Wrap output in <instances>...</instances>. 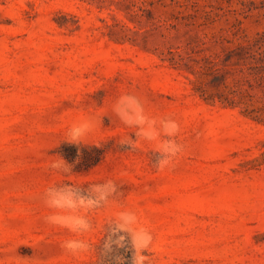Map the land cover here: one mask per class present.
<instances>
[{
    "label": "rangeland",
    "instance_id": "rangeland-1",
    "mask_svg": "<svg viewBox=\"0 0 264 264\" xmlns=\"http://www.w3.org/2000/svg\"><path fill=\"white\" fill-rule=\"evenodd\" d=\"M0 264H264V0H0Z\"/></svg>",
    "mask_w": 264,
    "mask_h": 264
},
{
    "label": "clouds",
    "instance_id": "clouds-1",
    "mask_svg": "<svg viewBox=\"0 0 264 264\" xmlns=\"http://www.w3.org/2000/svg\"><path fill=\"white\" fill-rule=\"evenodd\" d=\"M130 119L131 118H129V120ZM142 121H143V117H139L138 118V122H142ZM71 131H72V136H71V139L67 140V143L76 144V145L81 144V142H80V138L82 137L81 128L74 126L71 129ZM77 138H79V139H77ZM52 166L53 167H57L58 165L53 164ZM51 203L53 205H55V206H62V204H68L69 206H71V204H72V202L70 200H68V199H66L64 197H61L60 199H54ZM49 219L51 221H53V222H60L64 226H67V227H69L72 230H75V226L76 225H79V226H82V227H85V228L87 227V225L84 224V222L82 220H80V219H75V220H73L72 218L61 219L59 217H50ZM63 246L65 248H67L69 250H73V251H75L76 249H83V248L87 247L85 244H83L81 242H78V241H68Z\"/></svg>",
    "mask_w": 264,
    "mask_h": 264
}]
</instances>
